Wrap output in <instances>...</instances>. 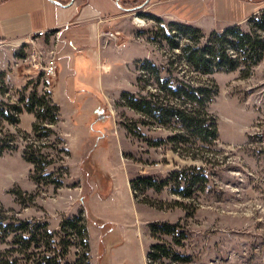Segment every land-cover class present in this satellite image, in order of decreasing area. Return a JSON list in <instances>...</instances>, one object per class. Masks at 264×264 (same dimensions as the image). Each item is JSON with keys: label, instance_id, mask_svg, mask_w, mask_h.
<instances>
[{"label": "rangeland", "instance_id": "1", "mask_svg": "<svg viewBox=\"0 0 264 264\" xmlns=\"http://www.w3.org/2000/svg\"><path fill=\"white\" fill-rule=\"evenodd\" d=\"M146 14L134 10L110 28L118 38L107 36L113 86L102 97L103 111L59 107L54 123L45 107H36L42 119L24 111L16 124L2 111L16 115L14 105L52 98L43 66L55 38L0 45V258L10 264H84L80 235L61 228L80 214L92 264H264V58L248 75L241 68L197 71L182 47L198 36L205 44L228 26L201 30L202 37L188 31L187 38L177 29L186 23ZM261 16L262 10L239 26L264 36ZM37 50L42 59L33 57ZM89 68L77 83L94 84ZM163 85L209 90L206 111L217 122V140L176 137V118L131 105H181ZM145 177L170 182L157 189ZM164 224L171 233L153 232Z\"/></svg>", "mask_w": 264, "mask_h": 264}, {"label": "crops", "instance_id": "2", "mask_svg": "<svg viewBox=\"0 0 264 264\" xmlns=\"http://www.w3.org/2000/svg\"><path fill=\"white\" fill-rule=\"evenodd\" d=\"M260 1L0 0V41L22 44L42 40L43 37L30 39V36L40 30H49L48 36L55 38L53 51L59 64L58 75L52 78L53 101L61 109L70 106L71 112H102V97L113 86L108 67L112 62V43L103 33L116 32L110 28L121 22L126 14L140 10L212 31L244 23L264 9V6L258 7ZM123 47H127L126 44ZM126 56H130L129 53L126 52ZM89 67L94 82L90 87L77 83L84 79L81 75L89 72Z\"/></svg>", "mask_w": 264, "mask_h": 264}, {"label": "trees", "instance_id": "3", "mask_svg": "<svg viewBox=\"0 0 264 264\" xmlns=\"http://www.w3.org/2000/svg\"><path fill=\"white\" fill-rule=\"evenodd\" d=\"M150 18L160 19L152 14H146ZM262 20L257 24L258 29L264 31V10H262ZM177 29L187 38L189 36L188 31L196 32L198 35L203 36L201 29L196 28L192 25L178 24ZM200 36L194 44H186L182 47L184 58L197 70L203 73H211L213 69L224 68L227 71H235L242 69L245 75H248L252 68L258 64L264 58V36L259 32H245L241 29L239 24L229 25L223 31L214 30L209 35V40L205 44H200ZM174 47L177 44L173 42ZM165 90H170L174 94H177L179 99H181V105L169 106L168 108L158 107L153 104L152 101L146 99H134L131 101V105L138 111L144 114H152L157 116H163L166 118H176L181 124V131L177 133L176 137L184 138L186 136H192L198 138L199 141H215L218 138V126L215 118L211 117L206 111V94L209 92L207 88L204 87H190L187 90L184 87H179L177 89L167 88L163 85ZM134 98V97H132ZM31 100V105H27L24 108L19 105H14L12 108L15 109L16 115L14 114H4L2 111L3 119L10 123H19L20 118H18L19 113L24 111L33 114L37 120L42 119L43 114L41 111L36 109L37 106L45 107L51 115V123L56 121V113L59 110V106L49 99L46 101L45 98ZM200 106L202 108H200ZM161 120V119H160ZM38 125L34 123L33 130L37 131ZM195 144L193 142L190 147ZM2 154H0L1 156ZM25 159L34 164L35 167L38 165V160L29 156L28 152H25ZM146 186L161 188L166 185L170 180L162 181L157 183L151 177H145L143 179ZM89 210V209H88ZM62 231L66 234L78 233L81 237L83 256L82 261L84 264H92L90 260V239L88 235L87 220L85 217L80 215H74L71 218H65L61 223ZM173 226L170 224H164L162 227L153 228V232L157 233L159 231H164L166 233H171ZM76 231V232H75ZM50 237L46 231V235ZM49 243V242H47ZM155 248H163L162 245H155ZM65 249V248H64ZM67 250V249H65ZM64 255L67 253L63 252ZM58 257L57 254L54 256H49L48 260H54ZM1 264H10L5 256L0 258Z\"/></svg>", "mask_w": 264, "mask_h": 264}, {"label": "built area", "instance_id": "4", "mask_svg": "<svg viewBox=\"0 0 264 264\" xmlns=\"http://www.w3.org/2000/svg\"><path fill=\"white\" fill-rule=\"evenodd\" d=\"M49 34H50L49 30H40V31L36 32L35 34L31 35L30 39H32L33 37H45V36H48ZM103 34L108 36L110 40H111V38L114 40L118 38L117 33L112 32V31H107ZM3 43L4 42L0 41V45L1 44L4 45ZM48 52L50 53V57L48 58L45 66H43V73H44L45 78L51 79L57 75L58 69H59V64H58V60L56 58V54L53 51V49L48 51ZM44 53L45 52H43V51L37 50V51H34L32 55L34 58L38 57V58L42 59L43 56L45 55Z\"/></svg>", "mask_w": 264, "mask_h": 264}, {"label": "water", "instance_id": "5", "mask_svg": "<svg viewBox=\"0 0 264 264\" xmlns=\"http://www.w3.org/2000/svg\"><path fill=\"white\" fill-rule=\"evenodd\" d=\"M139 7H141V6H139Z\"/></svg>", "mask_w": 264, "mask_h": 264}]
</instances>
